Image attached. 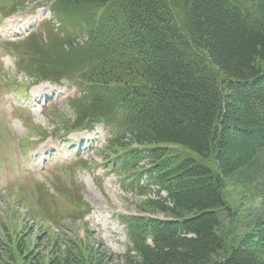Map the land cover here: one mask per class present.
<instances>
[{
	"label": "trees",
	"instance_id": "16d2710c",
	"mask_svg": "<svg viewBox=\"0 0 264 264\" xmlns=\"http://www.w3.org/2000/svg\"><path fill=\"white\" fill-rule=\"evenodd\" d=\"M48 1L61 32L10 44L36 84L77 87L56 135L104 123L113 170L140 195L156 189L146 207L167 219L125 217L133 259L264 264L262 218L230 249L221 232L224 186L264 180V0Z\"/></svg>",
	"mask_w": 264,
	"mask_h": 264
},
{
	"label": "rangeland",
	"instance_id": "374dc122",
	"mask_svg": "<svg viewBox=\"0 0 264 264\" xmlns=\"http://www.w3.org/2000/svg\"><path fill=\"white\" fill-rule=\"evenodd\" d=\"M17 1L0 0V40L27 36L43 20L49 24L35 31L37 45L47 42V27L61 32L46 8L37 16L5 14ZM24 1L28 10L50 5L48 0ZM92 17L82 15V29ZM17 27L22 28L19 34ZM4 46L0 44V264H139L125 217L167 219L161 210L153 214L146 207L147 200H158L156 189L140 195L111 170L103 125L66 141L53 139L64 130L63 121L75 117L69 101L75 90L48 80L36 85L19 68L13 44ZM207 164L217 172L214 160ZM223 195L228 211L222 213L221 232L230 249L251 235L255 219L264 220V180L249 185L229 181ZM253 250L264 256L258 246Z\"/></svg>",
	"mask_w": 264,
	"mask_h": 264
}]
</instances>
